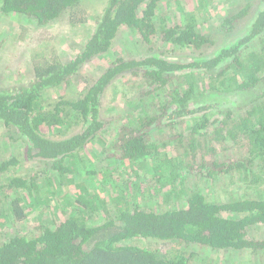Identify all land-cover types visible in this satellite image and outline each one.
Listing matches in <instances>:
<instances>
[{
  "label": "trees",
  "instance_id": "trees-1",
  "mask_svg": "<svg viewBox=\"0 0 264 264\" xmlns=\"http://www.w3.org/2000/svg\"><path fill=\"white\" fill-rule=\"evenodd\" d=\"M96 1L95 31L78 54L33 52L16 70L29 65L28 80L9 85L0 76V264H205V251L264 252V238L250 235L264 228V0H242L217 31L229 36L247 19L242 34L188 61L172 52L217 44L196 11L210 0H192L189 10L179 0V13L164 0H0V16L46 28L69 15L82 25ZM126 30L146 52L116 54L84 79L86 67L115 55ZM5 39L0 60L3 51L15 56L2 50ZM119 78L141 82L129 106L142 111L108 122L102 97ZM74 83L77 92L66 95ZM107 126L112 154L99 169L91 147ZM17 141L23 156L8 151ZM24 159L45 167L21 176ZM118 170L135 180H114ZM226 180L224 200L207 193ZM33 211L39 220L25 233Z\"/></svg>",
  "mask_w": 264,
  "mask_h": 264
},
{
  "label": "rangeland",
  "instance_id": "rangeland-1",
  "mask_svg": "<svg viewBox=\"0 0 264 264\" xmlns=\"http://www.w3.org/2000/svg\"><path fill=\"white\" fill-rule=\"evenodd\" d=\"M168 1L169 0H164L163 6L164 4H171L170 8L172 9V11H176L179 13V7L178 4H176V2L179 0H172L171 2ZM245 1L246 0H244L243 3H245ZM180 2L187 10H189V8L191 7H196L198 4L197 1L193 3L192 0H180ZM253 2L255 6H258V0H253ZM241 4L242 0H210L208 9H197L196 11L198 14V19L200 20V29L205 34H212L217 44L211 47L206 46L203 50L197 52H191L188 50H178L172 52L174 56L173 58L179 59L180 61H188L192 57L211 56V54H214L216 50L219 49L220 46H222L224 40H226L224 41V43L233 42L236 39L237 35L242 34V32L246 29L247 19L240 21V24L237 26L235 32H233L229 36L223 33H218L217 31L219 25L222 23L227 13L231 9H235ZM92 5H94L93 8L91 10H88L89 17L85 18V22H83L84 24L82 25H74L70 21L69 15H64L60 20L46 28L37 27L33 22H30L25 18L19 16H14L10 18L0 16V40L5 37V40L7 41L5 48L2 47V50H7L12 47L13 50H11L15 55L12 57H7L8 55L5 56V51H3L4 53H2L3 56L0 60V71L8 65H10V70L5 71L4 73L0 72V76L6 79V83L8 80L9 85L16 84L19 80H28L31 77L32 71V68L29 65L25 64L24 66H22L21 68L23 69V71H21L19 74H16V70L18 65L30 59V56L33 52H38L41 54L44 53V55H48L49 57H59L62 60H67L69 58H72L74 55L78 54V52L81 51L85 40L95 31L94 15L98 11L100 12L101 6H99L98 1L93 2ZM255 9L256 7L253 10ZM132 49H135L136 53H138V50H140L142 53L146 52L145 48H142L138 45L134 35L126 30L122 33L120 40L116 44V48L114 50L115 55L100 57L92 65L86 67L83 70L84 79L94 78V76L99 73L101 69L106 68L105 66H108L110 64L111 60L113 59V57L116 56V54L118 56L121 54L123 56H126L129 55V52ZM10 71L13 72V76L9 75ZM6 72L9 76L6 75ZM139 83L141 82H136L133 79L132 81H130L124 78H119L116 79V81L108 87L107 91L102 97L103 118L105 119V121H114L115 118L122 112L124 113L133 111L137 113L142 111V108H134L133 106H129V103L132 104L139 98L138 94L142 91V88L140 89ZM77 86V83H74V87L68 90L66 92V95H74L78 90ZM80 86L83 87V85ZM124 116L125 115H123V117ZM112 129V126H107V131L102 134L101 140H99L93 145V147H91L92 152H98V154L96 153L94 155H90V157L92 160H94V157L99 158L96 165V167L99 169H101L100 167L107 165L108 161L106 160V157L112 154L108 153L110 149L109 144L110 142H112V135H114L112 134L114 133ZM2 132L4 131H0V133ZM24 146L25 145H23L22 141H17L14 142L11 147L8 148V151H13L15 153L17 152V154H22L23 156V154H25L23 153ZM99 154L102 155L98 156ZM26 160L27 159H24L25 167L21 169V176H27V174H30L33 168L34 170H41L43 167H45V163L39 161L28 162V160ZM121 173V170L114 172V175H112L113 179L117 181H122L123 179H125L124 176H126L129 179L132 178L133 180H135V173H133L131 170L129 172V175H122ZM139 174L143 175L147 179L151 177V170L148 171L146 169H140ZM195 181L196 179H193V183H195ZM200 183L202 187H207L204 181L201 182L200 180ZM231 183L232 182L230 180H226L219 186L221 190L218 189L214 193L212 191H214L216 188L212 189L213 187L211 186L207 193L212 195L216 193L215 195L217 200H224L227 191H231L230 188H228ZM45 201H47V199ZM152 201L153 203H155L154 199H152ZM64 205L66 206V208H64V211L71 209L70 205H68L67 203H65ZM54 213H57L59 218L65 217V214L61 211L56 212L55 209L50 211V214ZM39 217L40 214L38 211H33L28 215V224L26 225L28 229L25 233L32 231L35 226L34 224H36V218H38L39 220ZM94 219L97 220L96 215ZM1 228L2 226L0 225V229ZM250 235L254 238H264V228L252 231ZM3 240L4 237L2 236V233L0 231V242H2ZM137 243L140 246H147V242L145 243L144 240H140ZM154 244L156 246L160 245L161 248H171L173 245L172 244L167 246V244L164 245L161 243ZM202 259L205 261V264H264V252L205 251L202 252Z\"/></svg>",
  "mask_w": 264,
  "mask_h": 264
}]
</instances>
